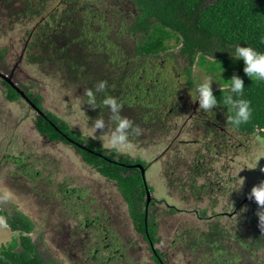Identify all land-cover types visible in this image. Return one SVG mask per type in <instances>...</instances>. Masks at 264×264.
Listing matches in <instances>:
<instances>
[{"label": "trees", "instance_id": "obj_1", "mask_svg": "<svg viewBox=\"0 0 264 264\" xmlns=\"http://www.w3.org/2000/svg\"><path fill=\"white\" fill-rule=\"evenodd\" d=\"M47 1L0 0V37L5 36L15 25L33 23V30L26 31L30 39L23 49L21 59L23 56L32 65L38 63L43 68H55L64 84L75 86L77 91H84L83 101L88 100L87 91H93L96 105L92 107L88 104L85 107L93 127L98 117L104 119L105 125L116 126L112 113L102 104L104 97L110 95L121 105L120 115L131 122L130 133L140 135L137 132L145 127L148 131L145 136L154 138L157 127L162 131L166 128L165 123H162L166 113L163 105L172 101L170 95L175 96V99L181 96L175 85L165 83L167 80L164 78L171 65L182 67L190 92L200 77L192 76L194 66L202 71L201 75L217 78L220 89L213 92L218 100L227 92L218 79L219 72L224 68L222 78L229 79L237 74L244 80V98L250 101L252 108V117L246 124L238 128L227 122L228 125L243 138L259 136L264 142V83L251 81L243 72V61H234L228 54L235 44L264 51V0H113L119 4L112 9L118 7L121 13L126 14L121 18L115 17L113 11L103 9L99 5L101 0H61V5L67 6L53 10H48ZM82 10L85 16L80 19L77 15H81ZM97 12L102 13L100 18L95 16ZM98 18L102 27L112 30L118 27L119 30L114 31L112 37L97 32L91 22ZM89 21L91 24L87 25ZM164 59L167 60L163 64L165 69L161 71L159 63ZM172 68L175 69V66ZM232 68L236 72L231 73ZM100 81L106 82L104 92H96V85ZM11 83L0 78L5 99L29 106L35 113V130L49 142L81 145L72 147L84 163L115 184L129 209L136 232L148 241L147 244L154 245L158 239L152 209H146V191L140 170L132 167L139 164L146 170L148 164L114 150L108 152L96 140L71 130L56 114L46 111L40 97L35 96L30 87L15 81V74ZM215 109L218 114L222 111L227 121L226 109L222 105ZM185 126L181 125L180 129L183 130ZM213 138L216 140L217 136ZM173 167L169 169L171 174H175ZM193 168L197 171L202 168L198 159L190 169ZM30 169L24 173L28 177H35L36 172ZM233 182L234 179L229 177L228 184ZM171 183L175 184V181L171 180L168 185ZM213 185L218 186L216 194L228 199L231 207H235V198L226 193L222 185L207 182L199 190L210 195ZM190 186L193 197L198 201L197 196L200 194L195 192L197 184L192 182ZM147 189L152 196L154 188L147 183ZM67 191H60L63 197L68 198ZM183 200L186 201V198ZM246 206L249 205L245 203L240 209ZM240 209L234 211L238 213ZM260 211L263 209L251 213L250 208V212L246 211L248 214L243 212L239 216L235 213L240 219L238 226L233 228L232 233L226 234L222 228L220 230L217 227L221 221L217 213L208 215L206 210H202L195 216L198 220H209L207 224L210 231L203 242L204 246L210 250L215 238L217 240L212 256L209 257L214 264H264V220L260 223L257 215ZM259 215L264 216V213ZM0 216H4L8 229L18 234L9 244L0 246V264H64L67 258L62 253L57 258L50 257L46 244L42 242V234L33 239L36 225L28 216L15 208L9 214L0 210ZM108 239L103 233L100 242L91 248L92 252L84 255V260L92 262L91 257L97 250L99 253H111L98 264H116L115 256L118 253L112 254L111 250L115 248L108 244ZM185 241L190 242L191 239ZM153 245L149 246L153 260L157 264H167L161 260ZM199 245L197 242L190 243L187 249L194 251ZM216 247L219 249L215 252ZM118 261L121 264V260Z\"/></svg>", "mask_w": 264, "mask_h": 264}, {"label": "rangeland", "instance_id": "obj_2", "mask_svg": "<svg viewBox=\"0 0 264 264\" xmlns=\"http://www.w3.org/2000/svg\"><path fill=\"white\" fill-rule=\"evenodd\" d=\"M61 2L47 1L48 10L67 6L61 5ZM99 2L106 11H113L115 17H125L126 14L121 13L120 8L112 9L119 3L113 0ZM100 15L102 13L97 12L95 16L100 18ZM84 16L83 10L81 15H77L80 19ZM99 18L91 22L97 32L112 37L114 31L119 30L118 27L113 30L102 27ZM91 23L89 21L87 25ZM32 30L33 23L18 24L0 37V69L5 73L13 71L15 81L30 87L34 95L40 97L43 108L56 114L71 130L96 140L108 152L114 150L148 164L145 178L154 188L151 197L157 201L151 210L158 239L153 248L159 252L164 263L214 264L209 257L217 240L215 238L210 250L204 246L203 242L210 231L207 224L209 220H198L195 216L202 210H206L208 215L217 213L221 217L217 227L226 234L232 233L233 228L238 226L240 219L235 215V209L247 203L249 206L240 209L237 213L239 216L243 212L248 214L250 208L251 213L258 209L264 211V206L258 205L249 195L253 186L264 181L262 139L259 136L243 138L237 135L228 125L222 111L219 112L218 122L223 130L211 129L208 124L204 130L187 121L190 109L181 107L179 111L183 116L179 118L178 126L186 123L183 130L175 127L174 131L166 128L162 131L157 127V135L151 138L150 135L145 136L148 133L145 127L137 132L140 135L130 133L131 127L127 130V141L114 145L112 134L116 126L105 125L99 130L93 127L85 113L88 103L83 101L84 91L64 84L55 68H43L38 63L32 65L23 56L21 59L30 39L26 31ZM166 61L161 60V63L165 64ZM172 66H175V70L171 69ZM171 68L165 70L168 72L165 83L175 85L179 93H189L190 87L182 67L172 64ZM201 72L196 66L192 69L193 77L200 76L198 82L209 76L201 75ZM230 72L234 73L236 69L232 68ZM223 79L227 80V77ZM212 86L213 90L220 89L215 82ZM193 104L192 101L190 106ZM34 122L35 113L31 108L19 101L6 100L0 85V210L9 214L15 208L28 216L36 225L33 239L42 234V242L46 244L50 257L54 259L62 253L67 258L64 264H98L108 258L111 253L101 251L92 255V262L84 260V255L92 252L91 248L100 242L103 233L109 238L108 244L119 250L115 256L116 264H119V259L121 264H157L147 243L136 232L129 209L115 184L84 163L72 146L49 142L42 137L35 130ZM213 132L218 133L216 140L211 137ZM164 133L169 134L161 135ZM174 135L178 146L168 143ZM196 158L198 164L202 165L198 171L190 169ZM171 166H174L175 174L170 173ZM29 168L36 172L35 177L26 176L24 171ZM229 177L234 179L233 183L228 184ZM171 180L175 184L168 185ZM192 182L198 187L195 191L200 194L197 196L198 201L190 188ZM207 182L222 185L224 191L235 198V207H231L228 199L216 194L218 186H211L210 195L202 193L199 187ZM62 190H68V198L63 197ZM17 236L5 225L4 216H0V246L9 244ZM194 242L201 245L194 251L187 249L188 244ZM218 249L216 247L214 251Z\"/></svg>", "mask_w": 264, "mask_h": 264}, {"label": "clouds", "instance_id": "obj_3", "mask_svg": "<svg viewBox=\"0 0 264 264\" xmlns=\"http://www.w3.org/2000/svg\"><path fill=\"white\" fill-rule=\"evenodd\" d=\"M228 54L234 61H243V72L251 81L264 83V51H258L252 46L235 44ZM223 72L224 68L219 72L218 79L223 88L227 89V92L219 100L214 94L212 87L213 82L217 84V81L211 76L206 77L202 82H198L191 91L190 96L193 102H198L199 109L204 112H213L212 110L214 108L222 105L227 111V122L233 127L238 128L251 119L252 108L250 106V101L244 98V80L237 74H233L229 79L225 80L222 78ZM105 88L106 82L100 81L96 85V92H104ZM86 95L88 97L87 103L95 107L96 96L93 91L88 90ZM102 104L110 110L113 120L116 122V127L112 134V143L114 145L125 143L127 141V130L131 128L132 125L127 118L120 115L121 105L117 102L116 98L110 95L104 97ZM104 126L105 122L102 117L95 119L94 127L96 129H103ZM242 185L243 182L239 189ZM249 195L251 198H254L258 205L264 206V181L253 186ZM259 213H264V211ZM259 213H257V215L261 223V221L264 220V216L259 215Z\"/></svg>", "mask_w": 264, "mask_h": 264}, {"label": "flooded vegetation", "instance_id": "obj_4", "mask_svg": "<svg viewBox=\"0 0 264 264\" xmlns=\"http://www.w3.org/2000/svg\"><path fill=\"white\" fill-rule=\"evenodd\" d=\"M163 64L164 63L160 64L162 69L165 68V66ZM171 69L175 70L173 68H171ZM13 75H14V73H13V71H11L8 74V76L7 75L6 76L11 81V78L13 77ZM162 88H164V86H162ZM190 94H191L190 91L187 94L181 93V96L180 97L178 96L176 99H175V96L170 95V96H172V97H170V99L173 98L172 101H169L168 104L163 105L166 108V113L162 117V123H165L166 129L167 130L169 129L170 131H174L175 127H180L181 125L186 124V123H182L181 125L178 126V120L181 116H183V113H181L179 111V109L182 107L184 110H186V108L190 109V112L188 113V116H187V121H190L193 125H195L197 127H201L202 129H204L206 127V125L208 124L209 128H211V129L214 128L215 130H219L221 132L223 130V127H221V124L218 122L219 121V114L216 113V109L214 108L212 110L213 112H204V111L199 109L198 102H194V104L190 106V104H192V99H191ZM175 101L177 103L181 102V105L179 106ZM207 133L208 132H206V134ZM217 134L218 133L213 132V134L211 135L212 139ZM168 143L171 145L178 146L177 145L178 143H175V137L173 139H171ZM68 146H81V145L70 144ZM168 146H170V145H168ZM156 161H157V159H156ZM72 193H73V191H72ZM67 194H69V192H67ZM156 202L157 201L155 200V198L151 197L150 201L147 202L146 209H148L147 207H150V210L151 209L153 210V207L155 206ZM87 226H88V224H87V220H86L85 227H87ZM144 241L146 243H148V241H146L145 239H144ZM147 245H148V249H149V246H152L153 244H150V245L147 244ZM107 246L109 247V245H107ZM111 251H112V254H116L119 252L118 249H114ZM149 251H150V249H149ZM96 252H97V250L94 251V253H96Z\"/></svg>", "mask_w": 264, "mask_h": 264}, {"label": "water", "instance_id": "obj_5", "mask_svg": "<svg viewBox=\"0 0 264 264\" xmlns=\"http://www.w3.org/2000/svg\"><path fill=\"white\" fill-rule=\"evenodd\" d=\"M0 78L3 79V80H5V81H6L7 83H9L10 85L13 84V83H11L10 79H9L7 76H5L4 74H2V73H0ZM32 107H33V106H32ZM33 108H34V107H33ZM132 167H135V168H137V169L140 170L141 177H142V181H143L144 188H145V191H146V200H147V202H149L150 199H151V197H150V192H149V190L147 189V182H146V178H145V169H144V167H143L142 165H139V164L134 165V166H132Z\"/></svg>", "mask_w": 264, "mask_h": 264}]
</instances>
